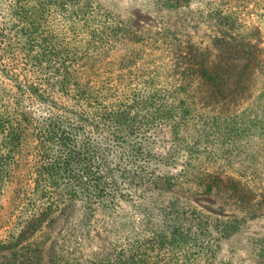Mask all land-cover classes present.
<instances>
[{
  "label": "trees",
  "instance_id": "obj_1",
  "mask_svg": "<svg viewBox=\"0 0 264 264\" xmlns=\"http://www.w3.org/2000/svg\"><path fill=\"white\" fill-rule=\"evenodd\" d=\"M153 1L180 6L179 0ZM203 1L194 13L212 29V42L202 48L167 29L136 37L97 0H14L13 14L29 27L15 30L14 37L23 38L16 47L20 65H14L20 70L0 66L8 79L0 87V186L15 176L25 146L31 190L47 206L32 208L0 248H14L52 211L50 203L58 215L72 202H82L85 216L124 201L140 211L152 188L188 182L200 194L225 184L228 193L246 195L237 180L204 172L197 161L219 155L225 138L229 142L240 132L234 126L243 116L223 114L216 105L244 96L264 66L263 48L256 28L239 20L240 9ZM56 12L54 40L38 23ZM123 43L128 54L103 59ZM144 55L142 66L149 71L141 76L134 67ZM160 68L171 71L169 81L156 75ZM250 106L249 124L264 127V87ZM150 237L157 241L156 234ZM137 254L114 250L100 264H139Z\"/></svg>",
  "mask_w": 264,
  "mask_h": 264
},
{
  "label": "rangeland",
  "instance_id": "obj_2",
  "mask_svg": "<svg viewBox=\"0 0 264 264\" xmlns=\"http://www.w3.org/2000/svg\"><path fill=\"white\" fill-rule=\"evenodd\" d=\"M97 1L103 11L123 19L136 37L152 36L167 29L183 33L185 39L202 48L211 45L212 29L194 13L204 7L203 0H179L177 8L157 6L153 0ZM222 1L226 8L234 5L240 9L239 20L256 28L264 58V16L258 15L264 12V0H236V5L230 0ZM13 3L14 0H0V38L2 35L4 39L0 42V66L20 70L14 65H20L16 47L23 38L16 39L15 30L29 26L17 20ZM38 24L57 40V12L47 22ZM128 48L127 43L118 45L103 59L123 57ZM144 57L134 67L141 76L149 71L142 66ZM165 71L160 68L156 75L169 81L171 71ZM4 74L0 71V87L8 81ZM249 83L243 97L219 100L216 105L223 114L243 116L244 120L234 126L240 132L229 142L225 138L219 155L209 159L204 154L197 161L204 172L237 180L238 188H243L246 195L228 193L225 184L200 194L193 188L194 183L188 182L152 188L139 204L143 209L140 211L124 201L113 209H99L85 216L82 202H72L58 215L57 208L50 203L52 211L48 209L33 223L14 248H0V264H100L114 250L123 249L136 250L139 264H264V127L248 122L250 105L259 88L264 87V66ZM26 156L24 146L16 160L15 176L0 186L1 243L18 232L32 208L38 204L41 209L47 206L31 190L26 163L30 155ZM169 208L176 213L166 214ZM155 234L156 242L150 237ZM178 250L189 253L184 257Z\"/></svg>",
  "mask_w": 264,
  "mask_h": 264
}]
</instances>
